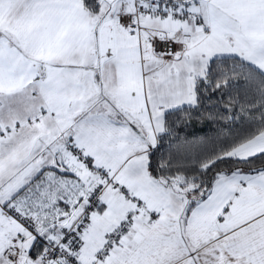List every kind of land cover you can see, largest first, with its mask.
Instances as JSON below:
<instances>
[{"label": "snow or ice", "instance_id": "6c2138e0", "mask_svg": "<svg viewBox=\"0 0 264 264\" xmlns=\"http://www.w3.org/2000/svg\"><path fill=\"white\" fill-rule=\"evenodd\" d=\"M0 264H264V0H0Z\"/></svg>", "mask_w": 264, "mask_h": 264}, {"label": "trees", "instance_id": "16d2710c", "mask_svg": "<svg viewBox=\"0 0 264 264\" xmlns=\"http://www.w3.org/2000/svg\"><path fill=\"white\" fill-rule=\"evenodd\" d=\"M199 134H200V135H205V134H207V135L211 136V135H212V130L209 129V128H205V129H204L202 132H200Z\"/></svg>", "mask_w": 264, "mask_h": 264}]
</instances>
